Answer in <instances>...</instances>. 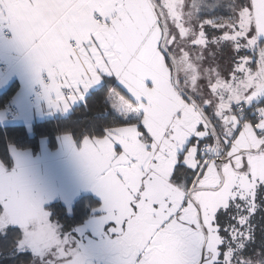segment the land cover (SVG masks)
Returning a JSON list of instances; mask_svg holds the SVG:
<instances>
[{
  "label": "snow or ice",
  "instance_id": "snow-or-ice-1",
  "mask_svg": "<svg viewBox=\"0 0 264 264\" xmlns=\"http://www.w3.org/2000/svg\"><path fill=\"white\" fill-rule=\"evenodd\" d=\"M4 30L50 110L89 94L110 109L95 135L63 130L118 233L103 251L120 264H264V0H0ZM10 233L9 256L27 264H88L9 149Z\"/></svg>",
  "mask_w": 264,
  "mask_h": 264
},
{
  "label": "trees",
  "instance_id": "trees-1",
  "mask_svg": "<svg viewBox=\"0 0 264 264\" xmlns=\"http://www.w3.org/2000/svg\"><path fill=\"white\" fill-rule=\"evenodd\" d=\"M218 15H225V10L220 9ZM204 18H209L205 15ZM113 85L115 82L113 80ZM17 83L12 84L3 94L0 95V108L5 105L17 90ZM110 109L105 105L103 96L90 95L86 102H82L75 106L72 111L64 118L47 119L41 122H35L26 128L23 125H0V159L9 154V147H15L20 151H29L36 154L39 149V140L47 139L49 149L57 146L58 138L63 134V130H73L79 137L80 131L88 130L91 134H97L98 125L104 124V118ZM99 200L91 195L80 196L73 204L71 212L68 213L65 206L60 201H55L46 206V210L50 213V219L57 225L61 233L71 232V230L80 225L90 215L91 211L99 206ZM260 217L257 216V220ZM8 238L0 237V264H27L31 258L30 253L18 254L17 256H9L11 251L9 245L11 236Z\"/></svg>",
  "mask_w": 264,
  "mask_h": 264
},
{
  "label": "crops",
  "instance_id": "crops-1",
  "mask_svg": "<svg viewBox=\"0 0 264 264\" xmlns=\"http://www.w3.org/2000/svg\"><path fill=\"white\" fill-rule=\"evenodd\" d=\"M8 34L3 33V37L0 38V65L4 64L6 66V70L3 71L0 68V95L3 94L12 84L17 83L18 88L15 91V93L12 95V97L9 99V102H11L18 110V115L13 119H8L5 115V111L3 108H0V125L6 126V125H23L26 128L34 124L35 122H41L43 120H47L51 117L59 116L60 114H63L64 116L68 115L72 109L77 106V103L72 107L69 113L65 114L63 112H60L58 110H50L47 101L43 97V89L42 86L39 83H36L33 81L31 75L29 72L25 69L23 65V59L22 54L17 51L16 47L8 41L11 40V33L7 30ZM6 119L7 121H5ZM42 139V138H41ZM46 139V138H45ZM47 141V139H46ZM59 144L64 142L68 146L75 145V141L72 143H69L65 140L64 135H61L58 140ZM57 143V146L59 145ZM45 146V145H44ZM46 146L47 142H46ZM77 146V145H76ZM79 146V145H78ZM49 148V147H48ZM13 160L15 158H21L23 157L27 164L29 166L30 164L34 165V157L30 155V152L28 151H21L18 149H13ZM52 156L48 159L50 160ZM31 160V161H30ZM50 169H52V165H50ZM38 173L41 175V181L37 186H41L44 184V173L42 170H39ZM34 178H37V175L32 177L31 181L33 182ZM93 190V189H92ZM34 193L37 195H40L38 190H34ZM82 195H91L94 198L99 200V206L91 211V215L80 225L74 227L71 232H64L61 233L59 231V228L57 225L52 221V223L56 226V229L58 230L59 234L61 235H67L71 236L73 242L75 245H77V238L76 235V228L81 229L84 227V225H87L90 223V219L93 217H98L101 215L98 208L101 205V200L98 195L93 193L92 191H81L77 195L73 197V201L71 206H73L74 202ZM55 201H60L62 205L65 206L67 212V205L60 199H56L52 201L51 203ZM48 203L46 205H42V208H46L47 205L51 204ZM70 206V207H71ZM72 208V207H71ZM46 210V209H45ZM70 213V212H68ZM90 228L86 232V236L82 239L81 246H87L90 245V247L96 246L99 241H102V243L106 240L116 239L118 236L117 234H114L111 232L110 223L105 224L104 226H98L95 223H90ZM108 234L109 237H106L105 235ZM104 247V244H102ZM79 248V247H78ZM88 264H120V261L118 260L115 253H109L106 255V252L104 253V256L101 259H94L92 257H88Z\"/></svg>",
  "mask_w": 264,
  "mask_h": 264
},
{
  "label": "rangeland",
  "instance_id": "rangeland-1",
  "mask_svg": "<svg viewBox=\"0 0 264 264\" xmlns=\"http://www.w3.org/2000/svg\"><path fill=\"white\" fill-rule=\"evenodd\" d=\"M242 54L251 56L250 52ZM219 59L225 64L229 62L227 57H220ZM252 67L255 69V64H253ZM4 120L7 121L6 119ZM28 128H30V126ZM46 142L45 138L40 139L38 152L36 154L30 152V155L35 158L33 161L34 165L30 164L28 166L30 179L31 176L34 177L37 175V178H34L32 182L33 190H38L40 193L39 196L42 199V205H46L56 199H60L66 203L68 212H71V204L75 194L77 195L81 191L85 192L88 190L92 191L96 195L98 194L92 190V187L86 180L83 170L75 163L76 152L79 151V146H76V144L68 146L64 142L59 144L58 141L59 145L51 150L48 146H46ZM9 149L14 152L13 149L16 150L17 148L10 146ZM20 153L22 152L20 151ZM51 156L52 158L48 160ZM20 159L27 161L23 157L15 158L14 161H18ZM50 165H52V169H50ZM39 170H42L44 173V184L41 186H37V184L41 181V175L38 173ZM99 198L101 200V205L98 210L101 215L91 218L89 222L95 223L98 226H104L109 222L105 219L106 213L103 209V199L101 196H99ZM90 223L84 225L81 229L76 228V235L77 238H79L77 240V247L81 246L82 239L87 235L86 232L90 228ZM105 236L109 237L108 234ZM102 244V241H99V243L94 247H90V245L82 246L84 249H89V257L101 259L105 253V251L102 250L104 248ZM107 254L109 253L106 252V255Z\"/></svg>",
  "mask_w": 264,
  "mask_h": 264
},
{
  "label": "built area",
  "instance_id": "built-area-1",
  "mask_svg": "<svg viewBox=\"0 0 264 264\" xmlns=\"http://www.w3.org/2000/svg\"><path fill=\"white\" fill-rule=\"evenodd\" d=\"M3 33L8 34L7 30H4ZM1 70L5 71L6 66L4 64L0 65ZM5 115L8 119H13L18 115V110L17 108L11 103L7 102L4 108ZM65 116L63 114H60L59 116L56 117H51L50 119H56V118H64Z\"/></svg>",
  "mask_w": 264,
  "mask_h": 264
}]
</instances>
